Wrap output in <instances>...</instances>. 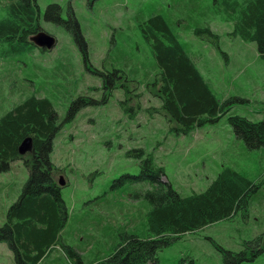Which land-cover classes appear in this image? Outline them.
Returning <instances> with one entry per match:
<instances>
[{
	"label": "rangeland",
	"instance_id": "374dc122",
	"mask_svg": "<svg viewBox=\"0 0 264 264\" xmlns=\"http://www.w3.org/2000/svg\"><path fill=\"white\" fill-rule=\"evenodd\" d=\"M9 1L0 0V7ZM34 1L39 9V32L53 37L55 47L0 54V116L33 91H39L38 96L47 93L51 100L61 128L53 140L50 161L68 210L61 236L68 246L84 247L81 241L87 233L89 245L77 251L82 263L108 255L115 234L122 229L139 232L143 227L145 205L139 194L144 185L121 179L139 174V158L129 155L137 149L151 156L155 166L163 169V181L182 195L205 190L225 166L252 179L260 175L263 180L247 212L183 235L158 253L156 264H175L182 256L192 257L196 264H222L213 243L238 252L243 241L264 231V203L259 204L264 198V146L249 150L227 121L230 115L264 120V60L253 43L230 36L232 23L213 15L216 0H97L90 6L85 0ZM51 4L61 8L66 21L70 8L88 63L71 32L73 25L66 29L44 19ZM152 14L169 20L219 98L238 96L249 102L236 104L216 122L180 134L176 123L163 113L151 85L154 60L137 26ZM195 26H207L216 33L219 49L196 37L192 33ZM109 74V81L114 78L105 87ZM79 97L94 103L73 110ZM24 159L30 158L25 155ZM28 178L29 169L22 160L0 172V227ZM93 220L98 226L79 234V228ZM106 223L110 224L108 232ZM70 262L56 249L42 264ZM0 264H13L4 243H0ZM241 264H264V253Z\"/></svg>",
	"mask_w": 264,
	"mask_h": 264
},
{
	"label": "trees",
	"instance_id": "16d2710c",
	"mask_svg": "<svg viewBox=\"0 0 264 264\" xmlns=\"http://www.w3.org/2000/svg\"><path fill=\"white\" fill-rule=\"evenodd\" d=\"M85 1L90 6L97 0ZM0 8V54H18L34 49L30 39L40 31L36 2L11 0ZM60 11L57 4H51L45 10L44 19L66 29L72 24L74 29L71 32L84 62L88 63L85 44L70 8L67 21L61 18ZM213 13L220 15L224 22L232 23L230 36L253 43L258 57L264 60V0H216ZM137 26L154 60L151 85L156 90L163 113L176 123L180 134L216 122L236 104L249 102L238 96L227 99L217 96L203 76L197 58L164 16L152 14ZM192 33L219 49V36L209 27L195 26ZM221 54L225 56L223 52ZM85 68L91 72L88 65ZM93 73L102 75L96 71ZM109 75L104 80L105 87L113 81L114 77L109 81ZM38 93L31 92L0 116V172L8 171L16 160H22L29 169V178L21 193L6 211L5 222L0 227V243L11 252L13 264H42L56 249L71 260L70 264H83L82 255L77 251H83L87 246L89 237L85 232L98 226V222H86L79 228V234L85 233V241H81L84 247L68 246L61 236L67 224L68 210L54 181L56 169L50 161L53 140L60 131L61 121L47 93L43 97ZM92 103L88 98L79 97L72 108L75 110ZM227 121L235 137L249 150L264 146V120L254 122L247 117L230 115ZM28 137L32 147L25 154L30 158L26 160L25 155L18 154V147ZM129 155L139 158L140 171L137 176L125 175L121 179L144 185L139 194L145 205L143 227L139 232L134 228L117 232L109 254L89 264H156L158 253L183 235L220 221L233 220L247 212L263 185L260 175L252 179L225 166L205 190L182 195L163 181V169L155 166L151 156H144L142 149L131 151ZM261 203L264 198L260 199ZM106 225L104 230L110 227V224ZM118 235L120 240L116 241ZM213 246L221 255L222 264L252 262L264 253V231L243 241L238 252L215 243ZM175 264L196 263L192 257L182 256Z\"/></svg>",
	"mask_w": 264,
	"mask_h": 264
},
{
	"label": "water",
	"instance_id": "95a60500",
	"mask_svg": "<svg viewBox=\"0 0 264 264\" xmlns=\"http://www.w3.org/2000/svg\"><path fill=\"white\" fill-rule=\"evenodd\" d=\"M33 44L43 51H50L55 46V39L44 32H39L31 38ZM32 141L31 138H25L18 147V154L23 156L31 151ZM62 186L63 183L59 182Z\"/></svg>",
	"mask_w": 264,
	"mask_h": 264
},
{
	"label": "crops",
	"instance_id": "0c3cea01",
	"mask_svg": "<svg viewBox=\"0 0 264 264\" xmlns=\"http://www.w3.org/2000/svg\"><path fill=\"white\" fill-rule=\"evenodd\" d=\"M197 63H198V60H197ZM200 70H202L201 68H200ZM202 74H203V76L205 77V75H204V73L202 72Z\"/></svg>",
	"mask_w": 264,
	"mask_h": 264
}]
</instances>
